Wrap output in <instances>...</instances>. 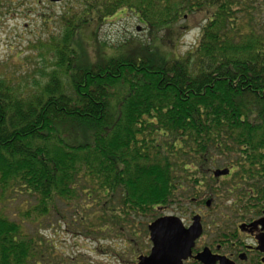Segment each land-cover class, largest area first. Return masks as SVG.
Here are the masks:
<instances>
[{"label":"trees","instance_id":"16d2710c","mask_svg":"<svg viewBox=\"0 0 264 264\" xmlns=\"http://www.w3.org/2000/svg\"><path fill=\"white\" fill-rule=\"evenodd\" d=\"M71 1L47 80L20 90L0 76V264L58 263L3 213L9 193L33 200L24 218L59 215L60 202L72 223L108 238L145 228L153 208L207 164L201 159L264 171V1ZM21 2L0 0V10ZM124 10L167 31L168 49L182 19L207 18L195 47L181 57L170 50L173 60L127 56V41L113 56L79 64L76 49L91 53L96 44L86 48L81 32Z\"/></svg>","mask_w":264,"mask_h":264},{"label":"rangeland","instance_id":"374dc122","mask_svg":"<svg viewBox=\"0 0 264 264\" xmlns=\"http://www.w3.org/2000/svg\"><path fill=\"white\" fill-rule=\"evenodd\" d=\"M21 2V0H17ZM71 0H62L60 3H52L48 0H24L20 5H11V8L0 10V76L7 80L12 79L20 90L25 87L34 88V84L45 82L47 76L53 70L55 51L53 39L60 38L62 34L61 14L71 10ZM207 14L193 13L179 22L182 26V34L176 43L164 47L161 37H167V31H150L139 23L136 15L126 10L121 11L102 23L99 27L94 25L83 30L81 37L85 47L93 46L95 50L90 53L76 49L79 64L94 61L91 55L96 57L107 53L105 56L115 55L127 41V56H149L152 58L163 57L173 60L175 57L184 56L191 51L198 42L200 30L205 22ZM96 28V37L94 32ZM165 33V34H164ZM93 34V35H92ZM164 35V36H163ZM161 39V40H160ZM132 40V41H131ZM88 45V46H89ZM173 55L175 57H173ZM151 52V53H150ZM160 54V55H157ZM33 204L26 194H8L3 204V213L10 220L19 223L27 236L39 237L49 247L53 255L58 259L57 264H107L113 257V252L124 243L118 240L122 235L110 233L108 239L99 233L92 234L83 226L73 222L71 208L58 202L56 205L59 215L51 212L49 217L35 220L23 217L27 210V204ZM2 208V206H1ZM57 214V215H56ZM56 215V216H55ZM148 218V219H147ZM146 224L151 220L148 216ZM40 223V224H39ZM68 224V225H67ZM144 223V226H146ZM140 229V228H139ZM142 233L145 228L140 229ZM104 235V234H103ZM105 241H100L102 239ZM120 250V248H119ZM75 258L76 260H70Z\"/></svg>","mask_w":264,"mask_h":264},{"label":"flooded vegetation","instance_id":"af4514ba","mask_svg":"<svg viewBox=\"0 0 264 264\" xmlns=\"http://www.w3.org/2000/svg\"><path fill=\"white\" fill-rule=\"evenodd\" d=\"M201 160L207 164L175 186L169 203L153 208L144 233L135 228V234L118 238L124 244L107 264H138L140 257H148L153 247L148 226L164 217L178 219L185 230L200 228L181 264H264V171L241 173L251 167L239 159ZM223 170L228 173L215 175ZM177 189H182L180 196Z\"/></svg>","mask_w":264,"mask_h":264},{"label":"water","instance_id":"95a60500","mask_svg":"<svg viewBox=\"0 0 264 264\" xmlns=\"http://www.w3.org/2000/svg\"><path fill=\"white\" fill-rule=\"evenodd\" d=\"M60 3L62 0H48ZM226 170L216 171L215 175H226ZM152 251L148 257H140L138 264H181L190 253L193 241L200 232L199 226L185 230L176 218L164 217L148 226Z\"/></svg>","mask_w":264,"mask_h":264}]
</instances>
